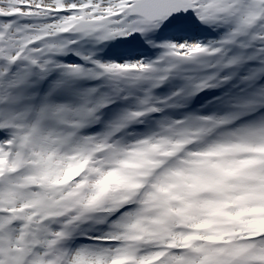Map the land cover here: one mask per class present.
Masks as SVG:
<instances>
[{
	"label": "snow or ice",
	"instance_id": "snow-or-ice-1",
	"mask_svg": "<svg viewBox=\"0 0 264 264\" xmlns=\"http://www.w3.org/2000/svg\"><path fill=\"white\" fill-rule=\"evenodd\" d=\"M0 264H264V0H0Z\"/></svg>",
	"mask_w": 264,
	"mask_h": 264
}]
</instances>
